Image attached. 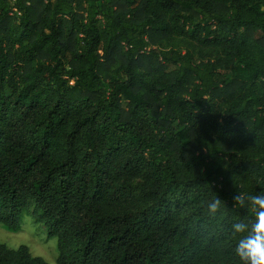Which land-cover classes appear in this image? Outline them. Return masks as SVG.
Masks as SVG:
<instances>
[{
    "label": "trees",
    "instance_id": "1",
    "mask_svg": "<svg viewBox=\"0 0 264 264\" xmlns=\"http://www.w3.org/2000/svg\"><path fill=\"white\" fill-rule=\"evenodd\" d=\"M240 191L264 192V0H0L1 225L33 204L57 264H241Z\"/></svg>",
    "mask_w": 264,
    "mask_h": 264
},
{
    "label": "clouds",
    "instance_id": "2",
    "mask_svg": "<svg viewBox=\"0 0 264 264\" xmlns=\"http://www.w3.org/2000/svg\"><path fill=\"white\" fill-rule=\"evenodd\" d=\"M237 208H247L248 216L237 219L231 225L233 235L237 236L235 254L241 264H264V192L250 194L240 191L233 196ZM224 202L219 197L208 202L209 215H217Z\"/></svg>",
    "mask_w": 264,
    "mask_h": 264
},
{
    "label": "rangeland",
    "instance_id": "3",
    "mask_svg": "<svg viewBox=\"0 0 264 264\" xmlns=\"http://www.w3.org/2000/svg\"><path fill=\"white\" fill-rule=\"evenodd\" d=\"M33 210L34 205L31 204L28 213L24 215L21 228L17 231L9 230L0 224V241L12 248L25 244L34 255L42 256L50 264H57L59 255L57 238H48L45 225L35 221Z\"/></svg>",
    "mask_w": 264,
    "mask_h": 264
}]
</instances>
